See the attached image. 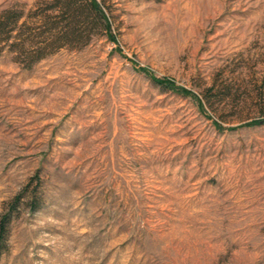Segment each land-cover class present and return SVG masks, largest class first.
Masks as SVG:
<instances>
[{"label": "rangeland", "instance_id": "obj_1", "mask_svg": "<svg viewBox=\"0 0 264 264\" xmlns=\"http://www.w3.org/2000/svg\"><path fill=\"white\" fill-rule=\"evenodd\" d=\"M97 1L110 37L0 55V264H264V0Z\"/></svg>", "mask_w": 264, "mask_h": 264}, {"label": "trees", "instance_id": "obj_2", "mask_svg": "<svg viewBox=\"0 0 264 264\" xmlns=\"http://www.w3.org/2000/svg\"><path fill=\"white\" fill-rule=\"evenodd\" d=\"M25 7L15 3L0 10V55L9 52L26 68L61 48L85 46L97 29L110 37L107 16L97 0H50L35 4L30 13ZM10 219V211L0 214V247L7 241Z\"/></svg>", "mask_w": 264, "mask_h": 264}]
</instances>
